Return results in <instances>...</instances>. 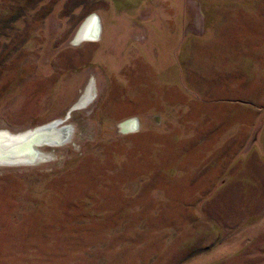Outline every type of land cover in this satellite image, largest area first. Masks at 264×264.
I'll return each instance as SVG.
<instances>
[{"label": "rangeland", "instance_id": "rangeland-1", "mask_svg": "<svg viewBox=\"0 0 264 264\" xmlns=\"http://www.w3.org/2000/svg\"><path fill=\"white\" fill-rule=\"evenodd\" d=\"M56 119L0 163V264H264V0H0V129Z\"/></svg>", "mask_w": 264, "mask_h": 264}, {"label": "bare ground", "instance_id": "bare-ground-1", "mask_svg": "<svg viewBox=\"0 0 264 264\" xmlns=\"http://www.w3.org/2000/svg\"><path fill=\"white\" fill-rule=\"evenodd\" d=\"M100 30V19L96 14H92L84 20L74 37V41L78 43L86 39L95 40L99 37ZM92 89L93 81L87 86L82 97L73 108H79L87 104L91 99L90 96L94 94L91 92ZM61 122L62 120H57L37 126L36 129L39 130L36 131H39V133L34 136H31L34 131L12 133L9 130L0 129V163H36L47 158L37 146L42 144H61L71 138L72 128L69 125L60 126ZM120 126L125 132H131L137 130L138 124L135 119H131L124 121ZM41 138L42 141L39 140Z\"/></svg>", "mask_w": 264, "mask_h": 264}, {"label": "crops", "instance_id": "crops-1", "mask_svg": "<svg viewBox=\"0 0 264 264\" xmlns=\"http://www.w3.org/2000/svg\"><path fill=\"white\" fill-rule=\"evenodd\" d=\"M73 12H74V15H76V10H74ZM91 13H93V12H89V14H91ZM87 15H88V14H86V16H87ZM86 16H85V17H86ZM103 17H104V16H103ZM103 17H102L101 14L99 15L101 31H104V24H103V22H105V20H104ZM79 23H80V22H79ZM60 26H61V29H62V28H63V29H64V28L66 29V27L64 26V24L60 23V24H59V27H60ZM78 26H79V24H78ZM78 26H77V27H78ZM75 30H76V29H75ZM75 30H74V31H75ZM138 121H139V118H138ZM250 138H251V137H250ZM250 138H249V142H250V140H251Z\"/></svg>", "mask_w": 264, "mask_h": 264}, {"label": "water", "instance_id": "water-1", "mask_svg": "<svg viewBox=\"0 0 264 264\" xmlns=\"http://www.w3.org/2000/svg\"><path fill=\"white\" fill-rule=\"evenodd\" d=\"M81 26V24L79 25V27ZM57 120V119H56ZM51 122H53V121H51ZM37 127H34L33 129L32 128H30V129H28V130H26V131H24L23 133H25V132H27V131H34V133L31 135V136H34L35 134H37V133H39V131H36V130H39V129H36ZM44 137V136H43ZM40 141H42V138L41 139H39ZM6 163H9V162H6ZM10 163H14V162H10Z\"/></svg>", "mask_w": 264, "mask_h": 264}, {"label": "flooded vegetation", "instance_id": "flooded-vegetation-1", "mask_svg": "<svg viewBox=\"0 0 264 264\" xmlns=\"http://www.w3.org/2000/svg\"><path fill=\"white\" fill-rule=\"evenodd\" d=\"M90 16H91V15H90ZM88 17H89V16H88ZM88 17H87V18H88ZM99 19H100V18H99Z\"/></svg>", "mask_w": 264, "mask_h": 264}]
</instances>
